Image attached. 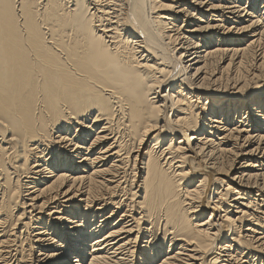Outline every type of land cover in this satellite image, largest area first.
<instances>
[{
  "label": "bare ground",
  "instance_id": "6f19581e",
  "mask_svg": "<svg viewBox=\"0 0 264 264\" xmlns=\"http://www.w3.org/2000/svg\"><path fill=\"white\" fill-rule=\"evenodd\" d=\"M246 1L0 0V264H264Z\"/></svg>",
  "mask_w": 264,
  "mask_h": 264
},
{
  "label": "rangeland",
  "instance_id": "374dc122",
  "mask_svg": "<svg viewBox=\"0 0 264 264\" xmlns=\"http://www.w3.org/2000/svg\"><path fill=\"white\" fill-rule=\"evenodd\" d=\"M243 5H248V3H247V1L246 0H244V4Z\"/></svg>",
  "mask_w": 264,
  "mask_h": 264
},
{
  "label": "snow or ice",
  "instance_id": "6c2138e0",
  "mask_svg": "<svg viewBox=\"0 0 264 264\" xmlns=\"http://www.w3.org/2000/svg\"><path fill=\"white\" fill-rule=\"evenodd\" d=\"M101 2V0H97V3H100ZM165 7H167L168 5H164Z\"/></svg>",
  "mask_w": 264,
  "mask_h": 264
}]
</instances>
